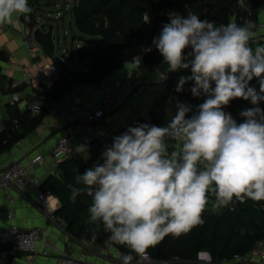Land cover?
Masks as SVG:
<instances>
[{"label":"clouds","instance_id":"9594fccd","mask_svg":"<svg viewBox=\"0 0 264 264\" xmlns=\"http://www.w3.org/2000/svg\"><path fill=\"white\" fill-rule=\"evenodd\" d=\"M237 3L245 6V0ZM32 11L29 0H0V24ZM168 19L153 39L167 65L159 78L190 69L175 91L194 81L191 93L204 96L203 103L193 111L191 104L177 102L163 127H129L106 147L102 162L76 175L84 187L69 186L71 201L82 193L92 198L87 223L97 229L102 224L110 243L130 249L120 264H139L137 257L166 236L202 224L212 186L218 208L234 200L264 201V45L253 46L256 24L217 25L191 11H171ZM238 98L252 105L240 110L242 123L224 110ZM169 139L181 142L179 151L169 152ZM75 152L87 157L88 146L78 144Z\"/></svg>","mask_w":264,"mask_h":264},{"label":"trees","instance_id":"16d2710c","mask_svg":"<svg viewBox=\"0 0 264 264\" xmlns=\"http://www.w3.org/2000/svg\"><path fill=\"white\" fill-rule=\"evenodd\" d=\"M245 5L252 9L250 20L257 28L260 13L264 10V0H248ZM239 8L237 0H78L71 14L79 33V36L74 37V42L80 44L76 52L77 59L85 70H74L60 59L53 60L59 78L51 86L50 96L53 101L60 102L71 94L74 85L99 84L113 71L122 69L127 63H135L139 58L142 65H165L153 39L159 36L163 25L169 22L168 14L171 11L185 16L191 11L201 19H208L219 25L228 23ZM68 58L70 61L76 59L72 52ZM178 83L179 81L172 80L168 84V90L176 97L172 115L154 113V125L166 126L175 115L177 102L191 104L193 111L203 103L204 96L194 97L191 93L194 81L186 83L182 92L175 91ZM251 85L257 89L259 87L256 79ZM18 89L20 88L17 87L14 91ZM47 106L43 107L40 115L35 116L30 111L12 109V119L0 133V153L10 150L13 145L33 133L46 117ZM250 107L252 105L249 101L238 98L231 101L224 110L231 113L238 123H242L244 118L239 112ZM260 107L264 108V102H261ZM14 120L19 122L18 129H15ZM139 124L144 123L136 121L129 127ZM172 140L167 141L168 145ZM168 148L169 152L173 151L172 147ZM103 151L101 147H92V158L62 163L61 175L49 176L42 183L44 191H49L60 200L58 215L67 224L68 232L78 240H87L98 246L105 245L109 233L103 230L102 224L97 229L96 225L87 223V210L92 198L82 193L75 202L71 201L69 186L84 187L76 183V175L83 174L96 162H102ZM202 220V224L194 226L179 237L166 236L146 253L158 261L195 262L199 261L200 253L205 252L210 255L212 263L216 264L245 256L255 248L258 241L264 239V201L246 199L241 203L234 200L231 205L215 212L204 210ZM112 245L123 254L130 251L126 246ZM9 250L8 245L0 243V252L7 253Z\"/></svg>","mask_w":264,"mask_h":264},{"label":"built area","instance_id":"2783aa9c","mask_svg":"<svg viewBox=\"0 0 264 264\" xmlns=\"http://www.w3.org/2000/svg\"><path fill=\"white\" fill-rule=\"evenodd\" d=\"M55 2V0H51ZM78 0H62L63 6L68 10L69 14ZM248 0H245V4ZM57 7L58 4H55ZM33 8V7H32ZM61 14V13H60ZM34 8L30 15L25 17L21 15L17 19L24 20L26 28L23 31V37L31 54L35 52L39 45L33 39V31L36 27H31L34 21ZM253 15L252 9L241 7L234 12L230 20L243 24L246 20H250ZM257 35L254 38L253 46L261 45L264 42V10L260 13L258 25L255 29ZM78 48L80 44L77 43ZM57 53L58 46H57ZM65 63L66 58H59ZM141 62V61H140ZM50 73L46 75L48 86H51L59 78V72L53 65L49 68ZM182 74L191 73L190 69L180 70ZM172 80L167 77L161 80L159 76H140L133 73L126 74L121 79H106L99 84L93 85H74L71 94L60 102L53 101L50 94L45 99L33 95L27 100L28 110L33 115H40L45 104H48L51 110V122L47 124L42 122L38 129L60 131L61 136L48 154V158L52 164V171L49 174L61 175L60 166L67 161L92 158V147H101L104 150L113 142V138L127 131L120 127V118L118 115L122 109L130 104L132 99L139 92H146L150 89L164 91ZM25 84L32 85V78L27 77ZM21 84L15 82L14 88ZM20 101L18 94H13L10 101L11 106L15 107ZM133 109L131 113H136ZM125 117V116H123ZM15 129L19 128L18 120L13 121ZM78 144L88 146V156L79 155L75 152ZM57 153H60L58 156ZM47 156L42 153L30 155L25 160H10L0 169V191L6 193V198L12 200L11 191L18 194H27L30 190L35 189L37 199L42 203L49 219L59 226L63 219L57 215V210L61 208L58 203L51 205L50 200L53 199L49 191L42 189L43 178L37 175V172L45 167ZM9 220L14 219V213H7ZM0 243L10 247L11 255H26L28 260L23 264L33 263L40 257H53L56 264H88L76 256L70 254L67 250L61 249L52 240L48 227L20 228L15 224H11L8 228L0 229ZM112 245V244H111ZM108 252L114 251L115 259L120 264V256L123 254L113 245L107 246ZM205 258V264H213L211 258ZM139 264H168V261H158L150 254L145 253L143 257H138ZM234 264H264V239L257 242L255 248L245 256L235 258ZM133 264H136L133 261Z\"/></svg>","mask_w":264,"mask_h":264},{"label":"crops","instance_id":"0c3cea01","mask_svg":"<svg viewBox=\"0 0 264 264\" xmlns=\"http://www.w3.org/2000/svg\"><path fill=\"white\" fill-rule=\"evenodd\" d=\"M42 2L47 4L52 1L29 0V5L30 7L34 8L35 14L31 27H37L45 22L44 18L38 15L41 13H37V8L40 7ZM70 15L74 20L72 14ZM60 16H62V14L58 13L56 18ZM25 28L26 24L24 20L17 19L16 17L13 18V22L11 24H0V52H2L5 56V60L0 58V73L7 81L6 89L0 87V133L5 130L6 123L11 121L12 109L15 108L20 112L29 111L27 100L30 96L37 95L45 99L50 94V87L47 84L46 75L50 73L49 68L51 65H53V60L40 47L37 48L33 54H31L22 34ZM77 49L78 46H76L75 51L72 52L76 59ZM76 59L75 61H72L75 64L74 68L71 65L70 67L74 70H85L84 66L80 62V66H76ZM65 63L67 64V59ZM166 70V64L147 66L136 61L135 63H127L122 69L113 71L104 80L121 79L128 73H133L140 76H159L160 73H164ZM188 75L191 74H182L179 71L167 73V77L171 78L173 81H179L181 76ZM27 77L32 78L31 86L25 84ZM15 82H19L21 84L19 86L20 89L16 91H14L15 88L13 87ZM165 92V90L160 92L158 91L156 94H150L149 92L147 93V98L145 101H141L137 96H135L132 100L134 104L131 105V109L128 110V112H122L118 115V118L121 119L122 117L119 123L120 127L123 129H128L131 124L136 123L137 119L139 118L138 116H140L143 112L148 111L149 107L153 105L155 100L160 98V96ZM13 94H18L20 98V101L15 107L11 106L10 104ZM69 95L65 96L64 98L68 97ZM138 99L140 102L136 103V100ZM45 105L48 104L46 103ZM133 109L137 110L134 114L131 113ZM47 110V115L42 122L50 124L51 110L49 111V108ZM149 122L150 124L154 125L152 123V118H150ZM38 127L29 136L13 145L10 150L0 153V169H2L5 163L10 160H25L32 154L42 153L47 156V160L45 167L39 170L37 175L43 178V182L49 176H60L54 173L49 174V172L52 171V164L48 158V154L50 153L58 138L61 136V132L53 130L42 131L38 129ZM86 160H89V158ZM10 193L12 196L11 201L6 198L5 192L0 191V229L8 228L11 224H15L20 228L48 227L51 238L57 244V246H59L61 249L67 250L70 254L76 256L82 261L88 264H118L115 259L114 251L111 250L107 252L102 246L95 245L87 240H78L74 238L68 232L67 224L64 220L59 226L55 225L49 219L42 203L38 201L35 189L30 190L24 195L18 194L16 191H11ZM50 202L52 206H55L57 203L58 205H61L60 200L55 196H53V199H51ZM9 211L14 213V219L12 221L7 218V213ZM56 214L58 215V212ZM0 256V264H11V262L12 264H23L28 260L26 255H11L10 250L7 253L1 251ZM235 261L236 259H233L222 261L216 264H234ZM30 264H56V260L53 257H40ZM168 264L205 263L199 258V261L195 262L172 261Z\"/></svg>","mask_w":264,"mask_h":264},{"label":"rangeland","instance_id":"374dc122","mask_svg":"<svg viewBox=\"0 0 264 264\" xmlns=\"http://www.w3.org/2000/svg\"><path fill=\"white\" fill-rule=\"evenodd\" d=\"M52 3L58 4L59 6L58 7L57 6L48 7V6H46L45 2H42L40 4V7L37 8V13H41L38 15L42 16V18H44V21H46V20L53 21V20H55L58 13L62 14V18L60 20H58V27L55 31L54 37L58 43L59 58H62V57L66 58L67 64L69 66L71 65L74 68L75 64H74V62L69 60L68 54L75 51L77 43L74 42V37L79 36V33L77 31L75 22L70 15L71 12L68 15H63L64 14V8H63L62 0H55V2H52ZM76 66H78V67L80 66V63L77 59H76ZM170 81H172V80H170ZM154 90L155 89H150L146 92H139L138 94H136V96L141 101H145L147 98V93L150 92V94H151V93H154L157 91V90H155V91ZM152 91H154V92H152ZM165 91L166 92L163 95H161L160 98L155 100L153 105H151L149 107L148 111L143 112L141 115L139 113L140 116H138L139 118L137 119V122L140 121L142 123L150 124L149 120H150V118L153 117L154 113H158L161 115L162 114L172 115V106L174 105V103L176 101V97L168 90V86H167V89ZM139 99L136 100V103L140 102ZM132 104H134V103L131 101L130 104H128L127 106H125L122 109L121 113L122 112H128V110L131 109ZM168 146L172 147V148L174 146L176 147V149L173 150L172 152L179 151L181 148V142L176 141V140H172L169 142ZM215 203H216L215 189H214V186H212L209 189L208 204H207L205 210L207 212H215V211L222 208V207H219V208L215 207ZM108 244H110V247L112 246L109 241H107L105 243V245L102 246L105 248L106 251L108 250V248H107ZM200 259H202V261L207 260L205 258H200Z\"/></svg>","mask_w":264,"mask_h":264},{"label":"water","instance_id":"95a60500","mask_svg":"<svg viewBox=\"0 0 264 264\" xmlns=\"http://www.w3.org/2000/svg\"><path fill=\"white\" fill-rule=\"evenodd\" d=\"M46 6L50 7V6H56L55 4H53L52 2L47 3ZM64 8V14L63 15H68L69 12L68 10L65 8V5L63 6ZM62 18V16L55 18V20L51 21V20H46L45 22H43L42 24H40L39 26H37L35 28V30L33 31V39L34 41L39 45L40 48H42L46 54L52 59V60H56L59 59L58 57V53H57V46L58 43L55 40L54 34L55 31L58 27V20H60ZM0 58L2 60H5V56L3 55L2 52H0ZM138 62L141 61V59H137ZM0 87L6 89L7 88V81L5 80L4 76L0 73ZM176 147H173V150H175ZM60 209V208H59ZM59 209L57 210V212L59 211ZM200 257H207V258H211L210 255L208 253L202 252L199 255Z\"/></svg>","mask_w":264,"mask_h":264}]
</instances>
